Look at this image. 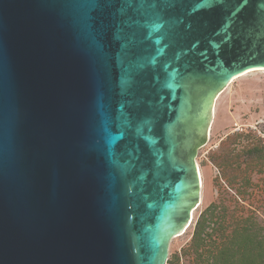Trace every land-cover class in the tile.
<instances>
[{
	"label": "water",
	"instance_id": "1",
	"mask_svg": "<svg viewBox=\"0 0 264 264\" xmlns=\"http://www.w3.org/2000/svg\"><path fill=\"white\" fill-rule=\"evenodd\" d=\"M258 69L264 0H0V264H164Z\"/></svg>",
	"mask_w": 264,
	"mask_h": 264
},
{
	"label": "rangeland",
	"instance_id": "2",
	"mask_svg": "<svg viewBox=\"0 0 264 264\" xmlns=\"http://www.w3.org/2000/svg\"><path fill=\"white\" fill-rule=\"evenodd\" d=\"M249 84H256L257 88L247 92ZM261 85L264 86V72L256 71L238 78L224 87L218 99L224 88L213 98L206 144L196 151L194 158L202 182L200 205L197 203L199 207L190 212L184 234L169 239L164 264H228V254L227 259L215 261L223 248L231 253L230 264L243 263L240 248H245L257 264H264V87ZM223 117L228 119L224 125ZM200 222L204 227L202 242L193 245L191 238Z\"/></svg>",
	"mask_w": 264,
	"mask_h": 264
},
{
	"label": "trees",
	"instance_id": "3",
	"mask_svg": "<svg viewBox=\"0 0 264 264\" xmlns=\"http://www.w3.org/2000/svg\"><path fill=\"white\" fill-rule=\"evenodd\" d=\"M202 225H203V223L200 222V223H198L196 225V227L194 229V232H193V235H192V238H191V243L193 245H199L202 242V240H201L202 239V233L204 232V230H203L204 227ZM239 250L243 252L242 253V255H243L242 261H243V263L242 264H257L254 259L250 258L249 255H247V252H246L245 248L244 249L240 248ZM227 254H228V264H230L229 262H232V261L230 259L231 253L228 252V248H223L220 251V253L218 254V256L215 258V261L217 259H224V260L227 259Z\"/></svg>",
	"mask_w": 264,
	"mask_h": 264
},
{
	"label": "bare ground",
	"instance_id": "4",
	"mask_svg": "<svg viewBox=\"0 0 264 264\" xmlns=\"http://www.w3.org/2000/svg\"><path fill=\"white\" fill-rule=\"evenodd\" d=\"M256 71H263L264 72V69H258V70H251V71H246V72H244V73H242V74H240V75H238V76H235V77H232L228 82H226V85H225V87L227 88L229 85H231L234 81H236L238 78H242L243 76H246V75H248V74H250V73H253V72H256ZM262 86V85H261ZM260 87V86H259ZM264 86H262V88H263ZM226 88H224V90L222 91V92H220L219 94H218V96H217V99H218V97L225 91V89ZM257 88V85L256 84H249V86L247 87L246 86V91L247 92H251V91H253V90H255ZM261 88V87H260ZM260 90H262V89H260ZM242 91V90H241ZM243 92V91H242ZM261 92V91H260ZM257 93V92H256ZM253 94V93H252ZM247 95V94H246ZM240 96V95H239ZM242 96H245V95H242ZM253 96V95H252ZM238 97V96H237ZM247 97V96H246ZM248 97H249V95H248ZM238 99H239V97H238ZM226 123H228V119L227 118H225V117H223V119H222V125H224V124H226ZM197 173H198V178H199V182H200V184H201V188H202V182H201V176H200V172L199 171H197ZM203 198H205V195H204V197ZM203 199L201 198V194H200V201H202ZM199 201V200H198ZM199 205H200V202L198 203ZM199 205L197 206V207H199ZM196 207V208H197ZM196 208H194V210L196 209ZM192 213V212H191ZM191 216H192V214H191ZM188 228V225L186 224V226H185V228L182 230V232L181 233H179L178 235H176V236H174V237H178V236H181V235H183L184 234V232L186 231V229Z\"/></svg>",
	"mask_w": 264,
	"mask_h": 264
}]
</instances>
